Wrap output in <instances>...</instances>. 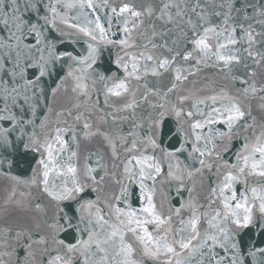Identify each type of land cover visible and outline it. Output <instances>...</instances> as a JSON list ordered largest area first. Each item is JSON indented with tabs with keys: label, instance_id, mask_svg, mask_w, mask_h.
Returning a JSON list of instances; mask_svg holds the SVG:
<instances>
[{
	"label": "snow or ice",
	"instance_id": "snow-or-ice-1",
	"mask_svg": "<svg viewBox=\"0 0 264 264\" xmlns=\"http://www.w3.org/2000/svg\"><path fill=\"white\" fill-rule=\"evenodd\" d=\"M0 264H264V0H0Z\"/></svg>",
	"mask_w": 264,
	"mask_h": 264
}]
</instances>
